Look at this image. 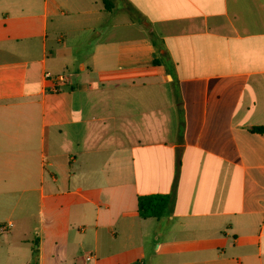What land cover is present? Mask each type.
<instances>
[{"label": "crops", "instance_id": "crops-1", "mask_svg": "<svg viewBox=\"0 0 264 264\" xmlns=\"http://www.w3.org/2000/svg\"><path fill=\"white\" fill-rule=\"evenodd\" d=\"M255 126L264 0H0L1 253L264 264ZM151 193H174L160 217Z\"/></svg>", "mask_w": 264, "mask_h": 264}, {"label": "trees", "instance_id": "trees-1", "mask_svg": "<svg viewBox=\"0 0 264 264\" xmlns=\"http://www.w3.org/2000/svg\"><path fill=\"white\" fill-rule=\"evenodd\" d=\"M108 2V0H104ZM254 130L263 131L264 126H255ZM176 185V183H175ZM174 193H151L138 197V212L142 217H160L170 207ZM37 250L35 249L34 264H37Z\"/></svg>", "mask_w": 264, "mask_h": 264}, {"label": "rangeland", "instance_id": "rangeland-1", "mask_svg": "<svg viewBox=\"0 0 264 264\" xmlns=\"http://www.w3.org/2000/svg\"><path fill=\"white\" fill-rule=\"evenodd\" d=\"M4 235V234H3ZM2 234H0V245H7L6 243H3L2 241ZM27 239L29 240H35L37 239V235L34 230H31L28 235ZM17 246H21L23 248V251L16 250L11 252V255L9 256L8 253L2 250V253L0 252V264H30V260L32 261V256L29 255V252L26 250V242L19 241L16 243Z\"/></svg>", "mask_w": 264, "mask_h": 264}, {"label": "built area", "instance_id": "built-area-1", "mask_svg": "<svg viewBox=\"0 0 264 264\" xmlns=\"http://www.w3.org/2000/svg\"><path fill=\"white\" fill-rule=\"evenodd\" d=\"M44 78L46 80H49L52 83V87L57 90L59 85H62L67 80V74L66 73H52L50 71L44 72ZM11 225V224H10ZM93 257L92 254H87L85 256L86 260H89Z\"/></svg>", "mask_w": 264, "mask_h": 264}]
</instances>
